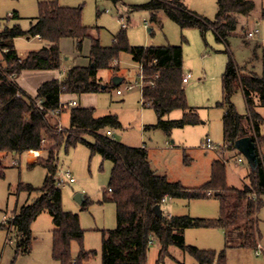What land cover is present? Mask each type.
I'll return each instance as SVG.
<instances>
[{
  "label": "trees",
  "instance_id": "obj_1",
  "mask_svg": "<svg viewBox=\"0 0 264 264\" xmlns=\"http://www.w3.org/2000/svg\"><path fill=\"white\" fill-rule=\"evenodd\" d=\"M111 1L114 4L122 2ZM217 4L214 21L187 9L179 0H150L134 7L148 10L151 19H156L158 12L163 10L182 28L196 27L203 35L212 28L218 37L225 38L237 28L239 18L250 16L256 6L255 0H217ZM39 7L40 14L28 29L19 23L22 17L17 12L9 17L16 20L13 25L4 23L0 28L3 60L0 61V152L44 150V156H31L28 166L41 165L47 171L41 188L31 184L21 187L28 193L38 190L40 195L22 205L7 222L16 233L17 249L30 252L33 240L31 225L47 210L55 225V259L61 264H82L97 253L81 248L76 259L71 255L72 241H78L83 247L85 230L81 227L79 214L63 208L62 192L55 179L59 169L58 152L63 144L67 148L84 144L92 155L100 154L104 160L113 163L105 200L116 204L117 225L103 230L102 264H146L148 250L154 240L160 244L159 261L170 255V246H177L199 264H226V249L216 253L187 244L185 231L190 228H222L226 238L231 233L237 238L235 243L238 245L259 246L257 213L264 202V156H261L259 148L264 146L261 132L264 118L257 111V106H264V43L257 41L253 46L254 58H259L262 63L261 74H243L234 58H230L222 77L223 104L227 107L223 116L224 146L228 151H238L236 140L251 136L256 145L258 166L254 170L250 167L248 183L239 188L227 183V161L217 158L212 164L209 182L199 188H187L179 181H170L165 175L157 174L151 167L145 147L129 146L104 133L110 126L120 124L116 115L96 116L94 107L78 105L69 108L70 123L66 130H58L57 120L69 106V100L62 101V95L81 96L100 92L110 84L119 86L113 81L109 84L103 82L98 72L117 69L118 65L114 62L119 61L121 52H128L143 73V106L153 108L158 117L157 123L151 127L161 128L169 135L175 128L196 124L197 114L188 104L182 80V46H132L124 27L114 36L111 46H104L99 37H91L89 65L73 66L63 78L44 81L38 87L37 95L32 97L17 82L21 72L59 69L63 61L61 39H75L76 48L81 50L83 41L90 37V28L83 22L82 6H62L57 1H43ZM22 36H39L47 44L21 55L14 40ZM239 89L247 105L245 116L240 115L231 102L232 94ZM177 109L183 112L181 118H167ZM52 111L59 112L52 114ZM87 133L92 135V141L84 137ZM2 167L0 160V174L3 173ZM213 193L221 202L220 216L215 219L168 215L164 211L163 216L158 217L154 210L157 204L163 210L162 200L165 197L190 200ZM84 197L81 209H87L93 203V200ZM228 245L229 242H226V247Z\"/></svg>",
  "mask_w": 264,
  "mask_h": 264
},
{
  "label": "rangeland",
  "instance_id": "obj_2",
  "mask_svg": "<svg viewBox=\"0 0 264 264\" xmlns=\"http://www.w3.org/2000/svg\"><path fill=\"white\" fill-rule=\"evenodd\" d=\"M57 1L62 6L83 7V22L90 28L91 37H99L104 46L113 44L114 36L123 29L122 22L127 23L126 33L132 46H165L175 45L183 48V73H191L188 83L184 84L188 104L195 109L198 122L175 128L168 135L161 128L151 127L158 121L153 108L144 107L141 87L139 85L140 66L133 61L128 52H121L117 69H102L99 76L105 83H111L113 75H123L124 81L117 87L111 84L107 89L88 94L83 100L80 96L67 98L77 100L82 106H91L96 116L116 115L120 124L104 130L109 137L131 146L147 145L149 161L152 169L159 175H165L170 181H179L187 188H199L206 185L212 172V164L219 158L217 152L223 151L220 158L226 163L227 183L230 186L242 187V179L249 172L250 166L246 157L236 151L228 152L224 146L223 116L227 107L223 104L224 94L222 77L230 58H234L242 73H262V63L254 58L255 42L264 43V0H255V9L250 16L239 18L237 28L232 34L220 38L212 28L203 35L196 27L182 28L163 10L156 19L146 9L134 6L150 0H122L114 4L111 0H0V28L2 25H13L16 20L9 18L14 12L22 17L19 23L28 29L31 22L40 14V3ZM183 5L207 18L216 19L217 0H179ZM257 27L259 34L248 37L246 30ZM149 28L152 31H149ZM87 37L85 44L90 43ZM62 52V71L81 64L82 56H78L76 44L66 41ZM19 53L39 49L41 42L27 36L18 37L14 41ZM84 44V43H83ZM0 61L2 53L0 51ZM132 84V89H127ZM117 89L123 91L122 95ZM231 102L240 115L247 114V105L243 92L239 89L231 96ZM58 117L62 130L69 126V108ZM257 111L264 118V106H257ZM183 116L180 109L172 111L167 118L178 119ZM146 127V128H145ZM59 130V129H58ZM264 135V123L261 125ZM89 141L92 135L84 134ZM207 137H211L218 146L216 150L203 147ZM242 155L243 162H237ZM44 156V150H26L21 153L0 152L2 171L0 174V224L9 221L20 207L32 202L40 194L39 191L28 193L22 186L31 184L39 189L43 186L46 168L41 165L28 166L31 156ZM58 167L69 170L76 181L58 184L62 192L63 208L79 214L81 227L85 230L83 247L78 241L71 243V255L74 259L85 251H97L94 256L84 260L82 264H102L103 230L113 229L117 225L116 204L105 200V192L109 186L112 161L104 160L100 154L92 155L84 144L67 148L63 144L58 152ZM77 193H82L93 200L87 209H81L76 200ZM264 200V197H263ZM166 205V204H165ZM163 206L165 214L188 215L191 217L215 219L220 216L221 202L215 193L195 199L172 198ZM260 245L257 247L238 245L237 238L229 234L225 236L222 228H190L186 230V243L200 249L214 250L216 253L226 249V264H264V202L257 213ZM55 225L50 213L45 210L32 223V248L30 252L17 249V236L8 223L0 226V264H61L53 256V232ZM226 242L229 245L226 247ZM259 250V253H257ZM160 244L156 240L150 245L146 264H199L188 253L177 246L169 247V256L159 261Z\"/></svg>",
  "mask_w": 264,
  "mask_h": 264
},
{
  "label": "crops",
  "instance_id": "obj_3",
  "mask_svg": "<svg viewBox=\"0 0 264 264\" xmlns=\"http://www.w3.org/2000/svg\"><path fill=\"white\" fill-rule=\"evenodd\" d=\"M259 33H260V30H259ZM17 38H15V39H17ZM28 38H30V37H28ZM33 38H36V39L39 40V42H41V44H42L41 47H43L44 45L47 44V42L45 40H42L39 36H35ZM66 41H70L73 45L76 44V40L75 39H72V38H63V39H61V41H60V47H61V51L62 52L64 51V49H63L64 48V45L65 44H68V42H66ZM83 43L84 44H82L81 50H78L77 49L78 56H82L83 57V59L81 60V64H79L78 66H87V65H89V62H90V60H89V54H90V48H91V41L88 44L87 43L85 44V41H83ZM39 49H35V50H39ZM19 54L23 55L24 53H19ZM75 66H77V65H75ZM68 70L62 71L61 67L59 69H56V70H24L17 77V82H18L19 86L22 88V90H24V92H26V94H28L29 96L35 97L37 95L38 87L41 85V83H43L44 81H47V80L55 79V78L61 79L64 76H66ZM140 70H141V66H140ZM98 76H99V72H98ZM113 76H115V75H113ZM119 76H122L123 77V75H121V74H119ZM139 76H140V73H139ZM124 79L125 78L123 77V81H124ZM185 90H186V88H185ZM88 94H93V93L82 94L80 97L84 100L85 99V96L88 95ZM122 94H123V91L121 90V94H119V95H122ZM63 97L64 98L65 97L72 98V97H78V96H70V95H65L64 94V95H62V98L61 99H62V101H65L63 99ZM78 105L82 106L81 103H78ZM84 107H87V106H84ZM250 131H251V129H250ZM124 144H126V143H124ZM129 146H131V145H129ZM135 147H145L147 149V145H145V143H143L141 146H135ZM228 152H230V151H228ZM259 152H260L261 156H264V146H262V147L259 148ZM13 153L16 154L15 152H13ZM220 154H222V151H220L219 153L217 152V155L219 156V158H220ZM238 157H242V155L240 154ZM227 163H228V161H227ZM249 173H250V170L245 175V177H243V179H242L243 185L246 184V183H248V180H249L248 179V175H249ZM169 199H172V198H167L166 201H165V203H164V205L165 204L167 205V201ZM168 215H174V214L168 213ZM186 230H188V229H186ZM185 233H186V231H185ZM155 241L156 240H154V242Z\"/></svg>",
  "mask_w": 264,
  "mask_h": 264
},
{
  "label": "built area",
  "instance_id": "obj_4",
  "mask_svg": "<svg viewBox=\"0 0 264 264\" xmlns=\"http://www.w3.org/2000/svg\"><path fill=\"white\" fill-rule=\"evenodd\" d=\"M122 27H127V23L125 22H122ZM259 33V29L257 27L253 28V29H250V30H246V34L248 37H254L256 34ZM191 78V73H187V74H184L183 76V83H187ZM139 85L140 87L142 88V85H143V73H142V70H141V73H140V81H139ZM133 88V85L130 84L128 85L127 89H132ZM117 93L118 94H121V90L118 89L117 90ZM67 105L69 106H78V102L77 100H74V99H71L67 102ZM59 111H52L51 113L52 114H56L58 113ZM58 129L59 130H62V125L60 122H58ZM110 134V131H108V134ZM203 147L206 148V149H209V150H216L218 148V146L212 141V139L210 137H207L205 142L203 143ZM237 161L240 163V162H243L244 161V158L243 157H238L237 158ZM56 182L58 184H65V183H74L76 181L75 177H73V175L71 174V172L69 170H61V169H58L57 171V174H56ZM166 197L163 198L162 202L165 203L166 201ZM7 219L4 220V223H7ZM257 253H259V250H257Z\"/></svg>",
  "mask_w": 264,
  "mask_h": 264
},
{
  "label": "water",
  "instance_id": "obj_5",
  "mask_svg": "<svg viewBox=\"0 0 264 264\" xmlns=\"http://www.w3.org/2000/svg\"><path fill=\"white\" fill-rule=\"evenodd\" d=\"M150 30L151 29L149 28V31ZM112 81L114 84L119 85L123 81V77L119 76V75H115L113 77ZM235 148L246 157L249 166L253 170L256 169V167L258 166L259 158H258V155L256 152V145H255V142L252 140V137L251 136H244L242 138H239L235 142ZM75 198L80 204L85 199V197L82 193H77ZM154 210H155V213L158 217L163 216V210H162V207L160 204H157L154 207Z\"/></svg>",
  "mask_w": 264,
  "mask_h": 264
}]
</instances>
